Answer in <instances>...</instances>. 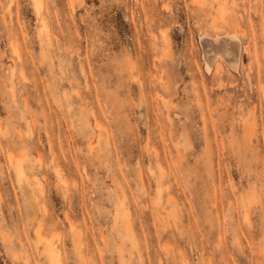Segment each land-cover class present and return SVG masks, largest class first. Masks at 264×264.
Wrapping results in <instances>:
<instances>
[{
    "label": "clouds",
    "instance_id": "obj_1",
    "mask_svg": "<svg viewBox=\"0 0 264 264\" xmlns=\"http://www.w3.org/2000/svg\"><path fill=\"white\" fill-rule=\"evenodd\" d=\"M0 264H264V0H0Z\"/></svg>",
    "mask_w": 264,
    "mask_h": 264
},
{
    "label": "bare ground",
    "instance_id": "obj_2",
    "mask_svg": "<svg viewBox=\"0 0 264 264\" xmlns=\"http://www.w3.org/2000/svg\"><path fill=\"white\" fill-rule=\"evenodd\" d=\"M204 51H205V54L208 56V57H212L216 54H218L219 52H222L223 49H218L216 47H212V46H209V45H205L204 46Z\"/></svg>",
    "mask_w": 264,
    "mask_h": 264
}]
</instances>
